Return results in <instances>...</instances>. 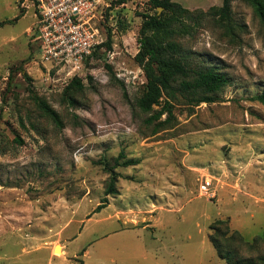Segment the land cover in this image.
<instances>
[{
  "label": "rangeland",
  "instance_id": "374dc122",
  "mask_svg": "<svg viewBox=\"0 0 264 264\" xmlns=\"http://www.w3.org/2000/svg\"><path fill=\"white\" fill-rule=\"evenodd\" d=\"M172 1L204 12L222 4ZM22 2L0 0V264H226L209 239L217 221L234 233L240 257L264 255V104L254 99L264 91V27L252 7L232 2L241 25L234 37L211 19L188 35L147 34L165 59L230 81L219 102L177 104L172 128L152 134L136 107L146 80L134 57L143 14L162 10L149 0L114 3L111 45L88 62L71 105L64 90L72 79L53 82L36 66L38 42L28 33L36 20ZM116 64L129 79L115 76ZM121 152L120 162H138L116 166L118 194L94 213ZM205 178L213 198L199 194Z\"/></svg>",
  "mask_w": 264,
  "mask_h": 264
},
{
  "label": "trees",
  "instance_id": "16d2710c",
  "mask_svg": "<svg viewBox=\"0 0 264 264\" xmlns=\"http://www.w3.org/2000/svg\"><path fill=\"white\" fill-rule=\"evenodd\" d=\"M127 0H117V4ZM237 0H222L219 7H210L207 11H189L180 4L172 0H149L153 9L161 8L162 12L153 15L143 14V21L139 31L140 48L134 57L135 63L143 71L146 83L143 92L136 102L138 111L149 115L146 119L147 124L153 126L152 134H156L167 129H171L175 120L174 106L183 104L194 108L201 104H213L219 102V94L230 81L228 77L215 68H195L188 66L185 68L178 63L165 59L162 53L155 48L151 39L147 36L156 33L163 36L188 35L192 30L201 27L206 20L211 19L215 24L223 28L226 35L234 37L235 28H241V25L234 21L232 16V2ZM252 7L255 15L258 17L261 25L264 27V0H238ZM0 24H3L0 23ZM111 35L104 46L110 47ZM172 46L178 52L183 49L172 42ZM94 53L88 58V62L97 55ZM86 64V66H87ZM114 77V76H113ZM115 78V77H114ZM91 80V78L89 77ZM118 84L124 87L123 83L115 79ZM82 80L80 77H74L65 88L64 93H69L68 100L71 105L75 104L72 90H82ZM258 102L264 104V91L255 96ZM155 106H159L155 109ZM38 110L50 118L55 124H62L59 115L43 99H37ZM165 116V119L162 117ZM124 153L121 152L114 161V165L108 167L110 172V181L105 191L103 201L94 209V213L100 212L107 205L108 195H117L115 184L117 175L113 172L116 166L129 167L137 164L138 161L126 159L123 160ZM219 224V226H216ZM221 221H217L213 228V233L209 239L216 251L217 256L226 264H264V255L257 259L242 258L239 256L236 248L231 247L233 235H228V230L221 229ZM79 264H83L82 261Z\"/></svg>",
  "mask_w": 264,
  "mask_h": 264
},
{
  "label": "built area",
  "instance_id": "2783aa9c",
  "mask_svg": "<svg viewBox=\"0 0 264 264\" xmlns=\"http://www.w3.org/2000/svg\"><path fill=\"white\" fill-rule=\"evenodd\" d=\"M117 0H23L22 7L33 9L35 24L28 33L34 32L38 42V70L53 82L65 85L74 78L88 71L87 60L94 53L103 49L107 35L113 34L108 29V14L112 12ZM118 51H108L109 64L115 62ZM117 78L129 79L121 64L113 66ZM137 76L133 77L136 78ZM199 194L210 198L211 181L201 179Z\"/></svg>",
  "mask_w": 264,
  "mask_h": 264
},
{
  "label": "water",
  "instance_id": "95a60500",
  "mask_svg": "<svg viewBox=\"0 0 264 264\" xmlns=\"http://www.w3.org/2000/svg\"><path fill=\"white\" fill-rule=\"evenodd\" d=\"M158 9H159V11L162 10L161 8H158Z\"/></svg>",
  "mask_w": 264,
  "mask_h": 264
}]
</instances>
